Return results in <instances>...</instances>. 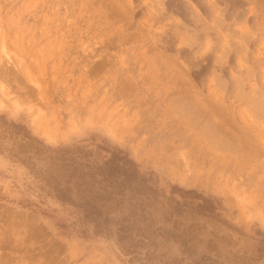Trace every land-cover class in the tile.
<instances>
[{
  "label": "rangeland",
  "instance_id": "rangeland-1",
  "mask_svg": "<svg viewBox=\"0 0 264 264\" xmlns=\"http://www.w3.org/2000/svg\"><path fill=\"white\" fill-rule=\"evenodd\" d=\"M0 264H264V0H0Z\"/></svg>",
  "mask_w": 264,
  "mask_h": 264
}]
</instances>
